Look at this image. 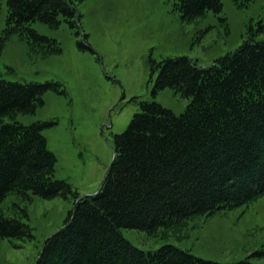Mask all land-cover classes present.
I'll use <instances>...</instances> for the list:
<instances>
[{
	"label": "trees",
	"instance_id": "1",
	"mask_svg": "<svg viewBox=\"0 0 264 264\" xmlns=\"http://www.w3.org/2000/svg\"><path fill=\"white\" fill-rule=\"evenodd\" d=\"M3 0H0V5ZM83 0H7V35L19 33L48 51L55 40L33 23L76 25ZM186 20L219 13L222 0H178ZM154 92L172 88L191 99L175 115L156 102H142L128 129L116 136V157L95 195L80 197L56 178L57 158L43 129L5 119L35 112L58 84L0 79V203L15 193L44 199L74 196L64 225L45 241L35 264H222L172 245L145 252L122 229L148 235L217 211L249 205L264 195V42L247 40L208 67L187 57L160 65ZM22 218H28L21 210ZM22 218L0 213V236L33 238ZM227 264H255L249 260Z\"/></svg>",
	"mask_w": 264,
	"mask_h": 264
},
{
	"label": "rangeland",
	"instance_id": "2",
	"mask_svg": "<svg viewBox=\"0 0 264 264\" xmlns=\"http://www.w3.org/2000/svg\"><path fill=\"white\" fill-rule=\"evenodd\" d=\"M178 0H83L75 3L76 25L60 18L58 26L35 22L39 35L55 40L60 52L32 44L19 33L7 35V0L0 5V79L58 84L35 112L6 118V123L43 129L55 154L56 178L80 197L99 192L114 159L116 136L124 133L142 102H156L182 115L191 99L172 88L154 92L160 65L187 57L208 67L236 52L247 40L264 42V0H222L219 13L186 20ZM76 198H23L11 193L0 213L22 218L33 238L0 236V264H35L45 241L64 225ZM145 252L166 245L217 263L249 260L264 264V195L249 205L191 218L148 235L122 229Z\"/></svg>",
	"mask_w": 264,
	"mask_h": 264
},
{
	"label": "water",
	"instance_id": "3",
	"mask_svg": "<svg viewBox=\"0 0 264 264\" xmlns=\"http://www.w3.org/2000/svg\"><path fill=\"white\" fill-rule=\"evenodd\" d=\"M115 157H116V152H114V159H115ZM114 159H113V161H114ZM113 161H112V163H113ZM112 163H111V165H112ZM111 165L109 166V168L111 167ZM109 168H108L107 171H106V174H105V176H104V179H105V177H106V175H107V173H108ZM104 179H103V181H104ZM102 184H103V182H102ZM102 184H101V187H100L99 191H101V189H102Z\"/></svg>",
	"mask_w": 264,
	"mask_h": 264
}]
</instances>
